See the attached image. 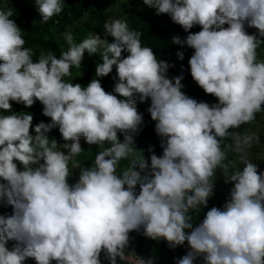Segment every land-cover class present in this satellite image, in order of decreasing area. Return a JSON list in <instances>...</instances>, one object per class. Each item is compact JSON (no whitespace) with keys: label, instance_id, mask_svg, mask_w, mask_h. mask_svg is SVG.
<instances>
[{"label":"clouds","instance_id":"obj_1","mask_svg":"<svg viewBox=\"0 0 264 264\" xmlns=\"http://www.w3.org/2000/svg\"><path fill=\"white\" fill-rule=\"evenodd\" d=\"M263 163L264 0H0V264H264Z\"/></svg>","mask_w":264,"mask_h":264},{"label":"trees","instance_id":"obj_2","mask_svg":"<svg viewBox=\"0 0 264 264\" xmlns=\"http://www.w3.org/2000/svg\"><path fill=\"white\" fill-rule=\"evenodd\" d=\"M161 24L164 26V28L168 31L169 36L172 33V27L168 24L167 21H165L163 18H161ZM177 34H173V38L177 37ZM179 37V36H178ZM29 45H34L33 42H31L29 40ZM170 45L168 46V51L170 50ZM178 51L183 52V59H178V65L181 67H185L188 64V60L190 59L192 53H193V49L187 47L186 45L183 44H174L172 45V52L177 53ZM262 168H264V163L262 164Z\"/></svg>","mask_w":264,"mask_h":264}]
</instances>
